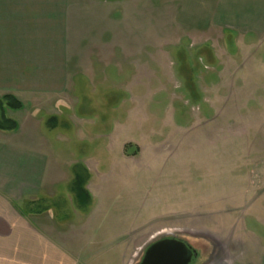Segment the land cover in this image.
<instances>
[{
    "label": "rangeland",
    "instance_id": "rangeland-1",
    "mask_svg": "<svg viewBox=\"0 0 264 264\" xmlns=\"http://www.w3.org/2000/svg\"><path fill=\"white\" fill-rule=\"evenodd\" d=\"M141 3L114 9V53L44 115L56 176L90 169L100 231L131 234L125 264L161 237L190 264H263L264 0Z\"/></svg>",
    "mask_w": 264,
    "mask_h": 264
},
{
    "label": "crops",
    "instance_id": "crops-1",
    "mask_svg": "<svg viewBox=\"0 0 264 264\" xmlns=\"http://www.w3.org/2000/svg\"><path fill=\"white\" fill-rule=\"evenodd\" d=\"M141 2L0 0V98L21 103L8 116L16 128L0 129V264L126 263L131 234L100 231L86 164L90 202L78 206L71 192L75 164L66 180L57 178L65 173L47 152L42 129L66 101L70 72L90 73L92 62L114 53V9Z\"/></svg>",
    "mask_w": 264,
    "mask_h": 264
},
{
    "label": "water",
    "instance_id": "water-1",
    "mask_svg": "<svg viewBox=\"0 0 264 264\" xmlns=\"http://www.w3.org/2000/svg\"><path fill=\"white\" fill-rule=\"evenodd\" d=\"M197 252L187 242L176 237H161L151 241L137 264H190Z\"/></svg>",
    "mask_w": 264,
    "mask_h": 264
},
{
    "label": "trees",
    "instance_id": "trees-1",
    "mask_svg": "<svg viewBox=\"0 0 264 264\" xmlns=\"http://www.w3.org/2000/svg\"><path fill=\"white\" fill-rule=\"evenodd\" d=\"M4 108L18 110L21 108V103L11 95H4L0 98V117L2 119L0 129L9 131L14 130L16 128V122L4 115ZM88 177L89 174L83 165L75 164L73 166L71 192L73 193L78 206L86 207L90 202V195L85 187Z\"/></svg>",
    "mask_w": 264,
    "mask_h": 264
},
{
    "label": "built area",
    "instance_id": "built-area-1",
    "mask_svg": "<svg viewBox=\"0 0 264 264\" xmlns=\"http://www.w3.org/2000/svg\"><path fill=\"white\" fill-rule=\"evenodd\" d=\"M200 264H207V263H200Z\"/></svg>",
    "mask_w": 264,
    "mask_h": 264
}]
</instances>
